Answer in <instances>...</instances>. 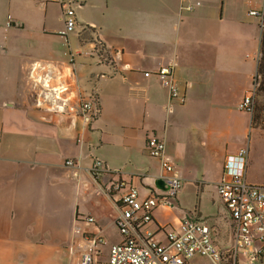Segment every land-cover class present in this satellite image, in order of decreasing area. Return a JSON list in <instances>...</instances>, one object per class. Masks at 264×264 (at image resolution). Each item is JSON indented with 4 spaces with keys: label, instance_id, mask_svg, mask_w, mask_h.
Here are the masks:
<instances>
[{
    "label": "crops",
    "instance_id": "obj_1",
    "mask_svg": "<svg viewBox=\"0 0 264 264\" xmlns=\"http://www.w3.org/2000/svg\"><path fill=\"white\" fill-rule=\"evenodd\" d=\"M63 1L0 0V264H73V244L92 230L103 246L116 232L117 241H137L117 227L122 191L111 185L120 178L141 197H164L142 228L157 240L192 218L231 247L235 228L216 188L227 155L248 148L246 179L264 185V128L239 108L262 32L248 12L264 10V0H74L68 34ZM165 64L182 103L144 74ZM92 97L99 113L84 115L81 102ZM153 135L181 179L172 197L155 184L160 160L145 148ZM97 160L102 170L93 172ZM259 247L255 238L237 263L264 262L250 252Z\"/></svg>",
    "mask_w": 264,
    "mask_h": 264
},
{
    "label": "built area",
    "instance_id": "obj_2",
    "mask_svg": "<svg viewBox=\"0 0 264 264\" xmlns=\"http://www.w3.org/2000/svg\"><path fill=\"white\" fill-rule=\"evenodd\" d=\"M74 0L61 3L62 17L65 21L63 34H68L76 28ZM192 10L194 6L188 5ZM250 15L259 19L264 27V10L250 9ZM10 23V21H9ZM99 45L103 47L102 42ZM100 61L107 59L104 49H95ZM146 76L156 74L162 84L168 89L170 99H178L181 103L185 97L179 91L174 75L173 64H165L156 71H145ZM63 90L54 88L52 94L59 96ZM255 88L252 87L239 104L241 110L251 113L254 110ZM80 110L84 115L96 116L99 113V103L95 97L82 100ZM147 153L160 160V174L167 189H163L168 197H172L181 187V179L174 173V166L165 153V140L153 135L146 141ZM249 149L241 148L237 153L226 157L224 173L216 184L222 204L229 211L235 228V242L225 249L218 247L211 236V226L198 220L187 218L179 228L166 230L165 241L157 240L152 231L142 229L153 220V211L161 203L162 197L149 194L141 197L139 190L125 179L112 183V188L122 191L120 196V214L116 220L122 234L134 231L137 241H112L103 246L104 240L98 232L78 239L73 244L76 259L73 264H199V258H206L204 264H238V252L248 253V248L255 238L260 241V247L251 250V254L264 255V185H254L246 179V165ZM67 165H76L73 158L66 161ZM101 161L93 165V172L100 169ZM104 171H109L103 168ZM167 197V198H168ZM166 198V199H167ZM92 224L90 227L92 228Z\"/></svg>",
    "mask_w": 264,
    "mask_h": 264
},
{
    "label": "rangeland",
    "instance_id": "obj_3",
    "mask_svg": "<svg viewBox=\"0 0 264 264\" xmlns=\"http://www.w3.org/2000/svg\"><path fill=\"white\" fill-rule=\"evenodd\" d=\"M257 77V73L255 74L253 83L255 82V79ZM258 78V77H257ZM259 80L256 82L257 86H256V104H255V109H254V116H255V121H254V125H258L262 128H264V80H263V76L260 75V77L258 78ZM260 115V117L258 116ZM254 154L253 153V147H250V154ZM255 155V154H254ZM256 157V158H255ZM254 157V163L256 164L257 162L259 163V159L257 156ZM258 166V165H257ZM257 168V167H256ZM107 169V168H106ZM100 187V186H99ZM101 188V187H100ZM112 190V189H110ZM110 190L107 189L106 193L110 194ZM118 192V191H117ZM216 200V199H215ZM218 201L216 200L215 203H217ZM117 234V235H116ZM110 238L112 241H117L118 240V233H114L110 235ZM240 259L243 261L244 260V264L247 262L246 259L241 255ZM259 264H264L263 261L258 262Z\"/></svg>",
    "mask_w": 264,
    "mask_h": 264
},
{
    "label": "trees",
    "instance_id": "obj_4",
    "mask_svg": "<svg viewBox=\"0 0 264 264\" xmlns=\"http://www.w3.org/2000/svg\"><path fill=\"white\" fill-rule=\"evenodd\" d=\"M262 28V27H261ZM260 75L263 76L264 80V27L262 28L261 37H260V47H259V55H258V62H257V77L259 78ZM256 77L253 86L255 88V99H254V109H255V102H256V82L259 80ZM254 110L250 113L251 114V122L254 124L255 116L253 114ZM260 117V115H258Z\"/></svg>",
    "mask_w": 264,
    "mask_h": 264
},
{
    "label": "water",
    "instance_id": "obj_5",
    "mask_svg": "<svg viewBox=\"0 0 264 264\" xmlns=\"http://www.w3.org/2000/svg\"><path fill=\"white\" fill-rule=\"evenodd\" d=\"M155 184L157 187L161 189H164V190L167 189V186L165 185V181L161 177L155 180Z\"/></svg>",
    "mask_w": 264,
    "mask_h": 264
}]
</instances>
